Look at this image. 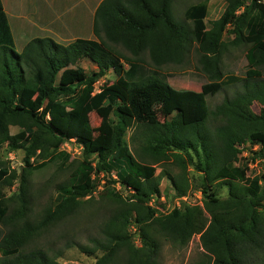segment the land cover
Instances as JSON below:
<instances>
[{
  "label": "trees",
  "instance_id": "1",
  "mask_svg": "<svg viewBox=\"0 0 264 264\" xmlns=\"http://www.w3.org/2000/svg\"><path fill=\"white\" fill-rule=\"evenodd\" d=\"M225 1L222 15L207 29L208 0L189 5L183 22L175 19L173 0H102L93 15L95 40L77 38L64 46L34 38L17 52L0 0V149L23 152L20 174L0 164V264H60L62 251L27 246L76 215L98 187L119 208L90 245L66 247L75 245L89 256L102 252L95 264H115L121 254L124 264H153L159 249L155 235L179 246L199 235L204 259L197 264H264V174L253 179L246 174L249 159H264V109L252 110L254 103L264 106V0ZM194 45L206 82L199 92L175 89L166 81L172 75L160 69L183 64ZM241 45L248 46L242 80L226 76L222 66L230 49ZM81 60L96 71L86 76ZM109 72L114 82L96 92V82ZM237 82L242 90L211 110L207 96ZM92 113L107 120L106 141L94 138ZM12 128L18 131L12 134ZM132 128L135 152L125 141ZM71 142L82 150V161L31 221V172L58 155L68 157L62 146ZM137 152L146 163L137 160ZM169 163L180 173L163 166L156 175L158 166ZM189 167L200 176L202 207L161 213L160 180L170 182L173 198L184 197L193 191ZM16 180V194L6 197L4 190ZM151 199L155 208L148 205ZM219 212L221 219H209Z\"/></svg>",
  "mask_w": 264,
  "mask_h": 264
},
{
  "label": "rangeland",
  "instance_id": "2",
  "mask_svg": "<svg viewBox=\"0 0 264 264\" xmlns=\"http://www.w3.org/2000/svg\"><path fill=\"white\" fill-rule=\"evenodd\" d=\"M41 10L46 11L45 1L46 0H37ZM49 1V0H47ZM100 0H65L62 6L65 11H68V6L76 5V12L79 14H85V16H90L92 13V6L99 3ZM203 0H173L172 11L177 22H183V12L184 10L192 4H196ZM5 0H3V3ZM18 2L21 3L22 0H13L12 5L7 8L11 9L12 12H17ZM65 4V5H64ZM57 7V5H56ZM207 16L205 19V24L207 29L210 28L212 21L217 20L223 13L226 7L225 0H208L207 6ZM73 9V8H72ZM24 13H31L35 10L34 7H25L20 8ZM74 11V10H73ZM58 10L54 8L52 13L57 15ZM10 13V12H9ZM69 14V13H68ZM67 14V15H68ZM66 17V16H65ZM65 17L62 15H57L54 23V33L52 38L53 41L60 45H68L74 42L75 38H87L89 32L84 28L86 26H91L89 19L87 23L79 22L77 25H74L79 20L77 19L74 24L70 26L66 25ZM93 21V20H92ZM81 23V24H80ZM189 25L190 23L187 22ZM74 25V26H73ZM90 28V27H89ZM37 32V29H33ZM73 31V32H72ZM16 34V33H15ZM40 36L47 37L43 34ZM51 36V34H50ZM95 38V37H94ZM224 38L231 40L232 36L226 35ZM26 40L16 38V51L20 52L25 46ZM194 47L190 50L185 62L181 65L169 64L162 66L160 73L163 75H172L171 79L168 78L166 81L173 86L175 89H185L193 90L199 92L201 85L206 82V78L203 73L197 70L198 67V56L195 54ZM248 46L241 45L237 48H231L229 53H227L222 59L223 70L225 75L235 76L238 79H244V72L246 71L247 62L245 59L246 49ZM117 50L120 51L123 55L130 57L129 53L123 50L120 47H117ZM142 59L148 67L150 66L149 58L146 53L142 55ZM79 66L84 70L85 75L89 76L92 72L96 71V67L89 62L88 60H81ZM127 66V65H126ZM125 66V67H126ZM115 77L111 72L106 76L100 78L95 84V91L97 92L100 87L109 86L114 82ZM243 83H236L235 85H230L225 87L222 91L217 93L215 96H207V101L211 110L218 104H220L226 97H232L236 92L242 90ZM264 106H260L257 103H254L252 110L255 113H258L259 110ZM110 119H116L115 115L112 113ZM91 127L94 133V138L97 141H106L105 128L108 129V122L96 114H90ZM216 125L215 122L212 123V126ZM18 131L17 128H12L11 133L14 134ZM137 135V130L132 128L126 132L125 141L132 148V150L138 151V146L130 141L131 135ZM63 149L66 151L68 157L63 155H58L52 162L48 163L46 167L41 170L31 172L28 182L30 190V205L31 210L30 216L31 221H37L43 211V209L54 201L58 194V187L61 184L67 182L70 177V173L73 168L82 161V150L78 148L75 144L67 143L63 145ZM251 151H256V147L252 148ZM135 156L138 155L135 153ZM251 158L249 153H243L242 156ZM137 160L146 163V158H140L136 156ZM23 152L18 151H8L7 147L4 145L0 149V164L14 169L17 173L20 174L22 169ZM248 166L246 170L247 177L253 179L255 177H260L264 174V159H257L256 161L248 160ZM165 167L173 174L180 173V170L173 165V163L163 164L157 167L156 175H159L161 167ZM188 178L192 185L193 191L189 192L186 195V199L173 198V192L171 190L170 182L166 178L160 180V189L163 202L161 205L162 212L164 214H169L174 208H184L190 206H199L202 207V198L200 192H198L197 187H199L200 176L196 173L191 167L188 168ZM114 178V174H112ZM103 183V182H102ZM18 187V180L14 181V184L10 188L4 190L5 196L10 197L11 195L16 194ZM111 187V186H110ZM118 191H120L124 196H129V190L121 185L115 186ZM102 187H98V190L93 193L91 197L84 199V204L80 210L73 217L67 219L66 221L50 228L44 232L41 237L36 238L32 243L27 246V249L34 248L36 246H41L43 248L51 247L56 252L62 251V256L58 259L60 264H95L97 258L102 256V252H97L95 256H89L82 253L75 245L69 248H66L67 245L72 243H79L82 245H90V240L95 237H99V231L103 223L114 213L116 209L119 208V204L115 203L109 197H106L102 194ZM219 195L223 198L225 197L227 190L226 188H221L219 190ZM158 204V203H157ZM149 205V204H148ZM156 205V202L153 203ZM222 213H216L214 215H208L209 219H221ZM130 233L135 232V225H130ZM156 241L159 245L157 254L153 257V264H197L198 262L204 259V251L201 247L199 241V235L193 236L186 245L179 246L173 244L169 241H165L162 237L156 236ZM134 245L140 247L141 241L137 236L132 238ZM123 254H121L118 259H116L115 264H124L122 260Z\"/></svg>",
  "mask_w": 264,
  "mask_h": 264
},
{
  "label": "crops",
  "instance_id": "3",
  "mask_svg": "<svg viewBox=\"0 0 264 264\" xmlns=\"http://www.w3.org/2000/svg\"><path fill=\"white\" fill-rule=\"evenodd\" d=\"M12 1L13 0H5V2L3 3V0H1L4 12L7 17V22H8L12 37H13L14 45L16 44L15 39L17 37L20 39H23V41H25V39H28L29 41L34 38L52 37L54 33V30H53L55 26L54 23H55V19L57 18V15H60V16L63 15L64 17L66 16L64 20H65L66 25L68 26H70L71 24H74L77 19L79 21L75 23L74 25H77L79 22H82V21L84 23H87L86 20L89 19V23H91V26H86L84 28L86 31L89 32V36L87 38H80V37L78 38L84 39V40H95L94 35L92 33V22H93L92 20H93L95 9L97 8V6L102 0H100L98 4L92 6V13H90V16L89 15L85 16V14H83V17L81 13L80 14L78 13L79 11L78 12L75 11L76 5L66 4V7L68 6L67 8L68 11L67 10L65 11L66 8L62 6L65 0H49V1L46 0L45 6H44V8H46L45 12L44 10L40 9L37 0H22L21 3L18 2L17 4L19 8L17 9L18 11L12 12L10 8L9 9L7 8L8 6L12 5ZM30 6L34 7L35 10L29 14L24 13L20 10V8H25V7H30ZM54 8L55 10L57 8V10L59 11L57 15L52 13V10H54ZM34 28L37 29L36 30L37 32L33 30ZM41 34L47 37L40 36ZM28 41L26 40V42Z\"/></svg>",
  "mask_w": 264,
  "mask_h": 264
},
{
  "label": "built area",
  "instance_id": "4",
  "mask_svg": "<svg viewBox=\"0 0 264 264\" xmlns=\"http://www.w3.org/2000/svg\"><path fill=\"white\" fill-rule=\"evenodd\" d=\"M65 145H67V143L65 144ZM62 149H63V146H62ZM64 150V149H63ZM114 178H116L115 176H114ZM118 185V184H117ZM162 195V194H161ZM179 199H183V200H185L186 199V196H184V197H181V198H179ZM163 202V198H162V196H160V198H159V200H158V203L160 204L161 202ZM156 201H155V199H151L150 201H149V206L150 207H156V205H153V203H155ZM190 207H192V206H190Z\"/></svg>",
  "mask_w": 264,
  "mask_h": 264
}]
</instances>
